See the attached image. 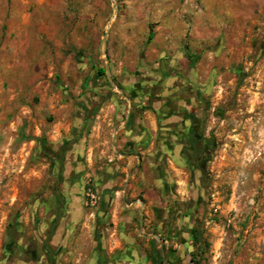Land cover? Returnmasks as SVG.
I'll use <instances>...</instances> for the list:
<instances>
[{"label": "rangeland", "instance_id": "1", "mask_svg": "<svg viewBox=\"0 0 264 264\" xmlns=\"http://www.w3.org/2000/svg\"><path fill=\"white\" fill-rule=\"evenodd\" d=\"M150 33L198 57L164 121L178 123L169 119L181 106L215 147L199 170L189 124L184 135L159 137L178 149L188 179L161 264H264V0H0V125L23 108L18 137L0 136V264H49L34 241L54 176L30 143L41 94L58 83L64 91L76 69L110 68L145 49ZM194 84L204 87L201 101ZM82 180L85 194L94 181Z\"/></svg>", "mask_w": 264, "mask_h": 264}, {"label": "crops", "instance_id": "2", "mask_svg": "<svg viewBox=\"0 0 264 264\" xmlns=\"http://www.w3.org/2000/svg\"><path fill=\"white\" fill-rule=\"evenodd\" d=\"M166 31V37L173 36L172 28L167 26ZM187 49L153 36L142 65L138 60L142 49L132 47L117 64L102 66L104 80L92 68L76 69L74 82L69 84L65 75L64 91L58 83L41 94L30 143L36 145L44 166H52L53 175L54 165L42 148L59 151L66 140L74 139L63 155L61 181L53 176L52 198L36 213L34 241L41 263L161 264L154 254L163 257L171 242L173 206L177 194L186 192L188 179L177 160L178 149L158 143L169 133L184 135L189 124L179 105L169 119L178 123L164 121L186 82ZM22 111L0 125V136L18 137ZM76 174L81 180L74 178ZM85 176L94 181L95 208L84 198ZM98 227L101 256L95 249ZM168 256L173 260L171 253Z\"/></svg>", "mask_w": 264, "mask_h": 264}, {"label": "trees", "instance_id": "3", "mask_svg": "<svg viewBox=\"0 0 264 264\" xmlns=\"http://www.w3.org/2000/svg\"><path fill=\"white\" fill-rule=\"evenodd\" d=\"M153 35L152 33H150L148 35V38H147V42H149L151 39H152ZM143 54H144V49L140 52L139 54V64L142 65L144 63V57H143ZM187 58H188V61H189V70L191 73L194 72V66H195V62L197 61L198 57L196 55H189L187 54ZM91 68L94 69V71H96V73L102 78V80L105 79V70L103 68H96L94 65H91ZM190 79V78H189ZM192 82V80H189ZM193 84V82H192ZM211 85H209L208 89L210 88ZM194 87L198 90V101H201V90H203L204 87H201L199 84H194ZM74 142V139L72 138H69L68 140H66V142H64V144L62 145V147L60 148L59 151H51L49 149H46V148H42V153H45L47 155V157L50 159V161H52L53 165H54V176L56 178L57 181H61V171H62V159H63V155L66 151V147L67 145H70V143ZM191 235H192V239L195 243L203 246V240H202V237H201V234L198 233L196 230H192L191 231ZM95 249L97 251V255L98 256H101V252H102V233L99 229V227L97 228V232H96V239H95ZM202 247H200L199 251H198V255L201 254V249ZM154 256L156 258H159L160 260H163V257L162 256H159V252H156L154 254Z\"/></svg>", "mask_w": 264, "mask_h": 264}, {"label": "flooded vegetation", "instance_id": "4", "mask_svg": "<svg viewBox=\"0 0 264 264\" xmlns=\"http://www.w3.org/2000/svg\"><path fill=\"white\" fill-rule=\"evenodd\" d=\"M190 114H188L189 117ZM197 125L193 122V120L189 119V131H190V139L192 140V143L194 145H199L200 149L198 153L196 154L195 158V165L198 167L199 170H202L204 168V162L208 157H211L213 155V152L215 150L213 141L209 138H205V136L201 135L200 132H198ZM194 182H195V190L198 188L196 187L199 184V180L196 176H194Z\"/></svg>", "mask_w": 264, "mask_h": 264}, {"label": "built area", "instance_id": "5", "mask_svg": "<svg viewBox=\"0 0 264 264\" xmlns=\"http://www.w3.org/2000/svg\"><path fill=\"white\" fill-rule=\"evenodd\" d=\"M85 196L87 206L90 208H95L97 206L98 196L93 190L92 186H90L89 184L85 190Z\"/></svg>", "mask_w": 264, "mask_h": 264}, {"label": "water", "instance_id": "6", "mask_svg": "<svg viewBox=\"0 0 264 264\" xmlns=\"http://www.w3.org/2000/svg\"><path fill=\"white\" fill-rule=\"evenodd\" d=\"M153 237H154V238H158V236H156V235H153Z\"/></svg>", "mask_w": 264, "mask_h": 264}]
</instances>
